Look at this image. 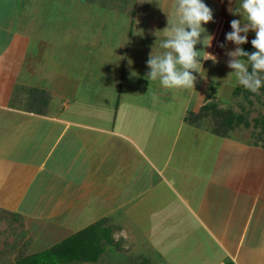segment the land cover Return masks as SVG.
<instances>
[{
  "label": "crops",
  "instance_id": "1",
  "mask_svg": "<svg viewBox=\"0 0 264 264\" xmlns=\"http://www.w3.org/2000/svg\"><path fill=\"white\" fill-rule=\"evenodd\" d=\"M0 2V208L28 223L24 253L43 251L96 224L112 231L114 243H106L98 262L80 264H114L115 258L127 264L141 258L149 264H264V148L240 146L187 120L209 96H219L207 92L208 78L196 95L200 79L189 94L169 89L184 104L178 111L161 108L169 104L166 89L158 85L165 93L159 96V82L150 88L144 78L152 32L168 24L155 0H138L133 17H126L129 36L117 43L124 57L109 59L106 38L71 46L79 58L69 94L62 84L52 90L65 73L23 71L27 35L15 27L12 0ZM239 2L206 0L215 18L206 25L214 35L207 50L218 58L205 62L208 77L215 65L231 70L228 53L236 45L225 34L230 21L241 18L229 11ZM161 3L174 12L178 0ZM154 47L159 50V42ZM48 82L53 87L46 90ZM81 83L106 87L114 94L103 98L112 103L79 96ZM142 89L140 102L127 101ZM132 248L143 254L116 255Z\"/></svg>",
  "mask_w": 264,
  "mask_h": 264
},
{
  "label": "rangeland",
  "instance_id": "2",
  "mask_svg": "<svg viewBox=\"0 0 264 264\" xmlns=\"http://www.w3.org/2000/svg\"><path fill=\"white\" fill-rule=\"evenodd\" d=\"M13 3L15 5L12 6L15 27L18 29L19 34L27 35L24 37L25 43L23 49H21L27 53V56L24 58L26 67L23 68V71L28 73L43 72L44 69L45 72L61 71L65 73L63 76L57 78V80L62 78L61 83L57 81V86L53 87L48 82L46 90L53 87L52 90L55 91L63 85L67 94H69L70 87L68 84L76 77V69L73 66L77 58H79L78 50L74 51L71 46L75 48L73 44L77 40L91 39L92 42V40L106 38L109 42L107 46L109 51L106 52L109 59H113L115 54L119 57H124L126 51L121 49L122 51L119 52V47H117L118 38L126 40L129 36L128 33L131 27L128 23L126 24L127 21L125 19L127 17V20H129L130 17H133L131 11L135 6L134 4L138 3V0H12V5ZM7 6L8 14H11V5ZM2 8L3 5L0 2V17L2 16ZM136 15L140 16L141 14L136 12ZM22 29L23 32H21ZM111 43L113 44L111 45ZM122 44L125 45L121 42L119 46L121 47ZM94 47L98 46L94 45ZM91 54L94 59L97 53L91 52ZM73 58L74 61H72ZM230 72L231 70L228 71V69L222 66L215 65L210 74L211 76L208 77L209 87H207V92L211 95H219V98L209 96L212 101L218 103L219 107L230 108L236 113L246 114L249 125L246 126L242 123L234 129L229 130V135L225 137L236 141L240 146L246 143V145L262 147V140L258 137L262 128L255 124V119L264 115V94L260 91V98L252 95L250 97L251 101L245 98L243 94L235 95L233 91L239 84L236 81L235 74ZM213 77L218 81L215 84L213 83ZM198 79L202 81L198 86V90L193 95L200 93L199 88L206 89L205 81L201 78ZM83 84L81 83L78 88V95L93 98L91 100L92 104L96 101L103 102L105 99L103 97L114 94L111 91H106V87L100 85H90L89 83L83 86ZM158 85H155L158 89L157 93H159V96H163L165 94L164 90L162 92L159 91L160 86ZM180 90L182 92L178 93L181 95L186 92L189 94L190 91ZM166 92L168 98L165 99H169V104L165 103L161 105V108L167 110L175 107L176 111L182 108L179 105L184 104V101L174 98L176 92H169V89H166ZM143 93H145V89L138 90L136 93H129L127 101L133 102L132 100H134L140 102L137 99ZM155 96L156 94H153V98ZM66 97L67 95L65 94ZM202 99L203 96L200 94L199 97L194 99L195 105L198 106L202 102ZM105 101L108 102L106 99ZM108 103H112V101ZM110 106L112 105L110 104ZM142 113L145 115L144 112ZM134 118H137V116L135 115ZM150 118L155 119V117ZM202 123H204V127L211 130L214 126L210 116L203 117ZM14 218L15 216L12 213L0 208V264H16L17 259L26 254L23 252L27 250V245L29 244L26 234L31 233V229L26 230L28 223L26 225V222H21L20 219ZM35 229L37 228L35 227ZM143 246L139 245V250H145ZM128 248L126 246V249ZM123 251L126 250L124 249ZM132 252L131 254L116 255L118 257L137 258L143 254L133 248ZM149 256L150 254L146 255V258ZM141 260L145 262L144 258H141ZM112 261L114 264H127L129 262L128 260L124 262L122 258L119 260L115 258ZM70 264L80 263L72 262Z\"/></svg>",
  "mask_w": 264,
  "mask_h": 264
},
{
  "label": "clouds",
  "instance_id": "3",
  "mask_svg": "<svg viewBox=\"0 0 264 264\" xmlns=\"http://www.w3.org/2000/svg\"><path fill=\"white\" fill-rule=\"evenodd\" d=\"M155 2L168 15V24L152 32L155 42L146 61L148 70L144 78L150 82V88L153 82L158 81L164 89L191 90L195 88L198 77L208 78V71L207 75L204 73L205 62H218L217 56L207 50L214 35L209 33L206 25L214 21V10L206 0H178L174 12L166 10L161 0ZM229 11L241 17L230 21L232 30L225 34L226 41L236 45L228 53L231 57L228 61L230 73L235 74L240 86L259 94L264 88V0H240L238 6L229 8ZM250 32L255 35L249 41ZM157 42L159 50L154 47ZM249 42L253 46L252 51L243 47ZM198 44L201 47L198 48ZM128 63H133L131 58ZM131 75L138 73L133 70ZM217 82L213 77V83Z\"/></svg>",
  "mask_w": 264,
  "mask_h": 264
},
{
  "label": "trees",
  "instance_id": "4",
  "mask_svg": "<svg viewBox=\"0 0 264 264\" xmlns=\"http://www.w3.org/2000/svg\"><path fill=\"white\" fill-rule=\"evenodd\" d=\"M243 47L249 51L254 50L251 43ZM264 94V88L260 90ZM235 95L243 94L249 101L252 95L260 98L261 93H252L242 86H237L233 91ZM211 117L214 123L212 131L220 136L229 135V130L240 124L249 125L248 118L244 113H236L232 109L219 107L217 102L207 98L198 112L190 111L187 120L191 123L200 124L203 117ZM255 124L261 126L258 137L262 140L264 148V115L255 119ZM96 224L85 228L50 248L33 254L20 256L16 264H70L72 262L93 261L98 262L105 251L106 243H114L111 230H101ZM146 262V261H145ZM141 262L140 264H145ZM146 264H149L148 262Z\"/></svg>",
  "mask_w": 264,
  "mask_h": 264
}]
</instances>
